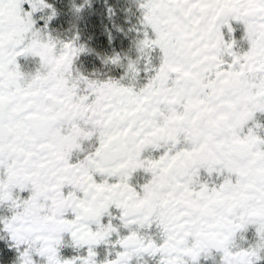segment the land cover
Segmentation results:
<instances>
[{
    "label": "flooded vegetation",
    "instance_id": "af4514ba",
    "mask_svg": "<svg viewBox=\"0 0 264 264\" xmlns=\"http://www.w3.org/2000/svg\"><path fill=\"white\" fill-rule=\"evenodd\" d=\"M124 1L152 26L119 66L0 42V264H254L228 244L264 220V0Z\"/></svg>",
    "mask_w": 264,
    "mask_h": 264
},
{
    "label": "rangeland",
    "instance_id": "374dc122",
    "mask_svg": "<svg viewBox=\"0 0 264 264\" xmlns=\"http://www.w3.org/2000/svg\"><path fill=\"white\" fill-rule=\"evenodd\" d=\"M13 1L0 0V42L12 36L24 41L12 52L16 63L32 61L43 67H64L86 55L88 60L81 63L94 61L95 57L105 62L113 56L110 61L119 66L118 61L137 57L136 48L145 43L147 28L152 26L141 18L144 7L135 1L132 11L124 0H16V12ZM24 5L27 12L31 11L29 19L21 17ZM241 25L243 22L239 23V32L247 29ZM135 35L139 43L133 42ZM263 207L264 202L258 199L251 209L261 213ZM253 222L236 230L228 246L233 247L231 252L253 253V263L264 264V220ZM200 264L224 263L222 256L206 254Z\"/></svg>",
    "mask_w": 264,
    "mask_h": 264
}]
</instances>
